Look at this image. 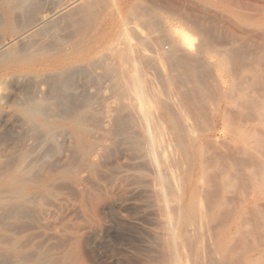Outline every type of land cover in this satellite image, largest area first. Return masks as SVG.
Wrapping results in <instances>:
<instances>
[{"label":"bare ground","instance_id":"1","mask_svg":"<svg viewBox=\"0 0 264 264\" xmlns=\"http://www.w3.org/2000/svg\"><path fill=\"white\" fill-rule=\"evenodd\" d=\"M45 1L46 0H6L5 2L7 7L5 23L7 28L5 29L8 30L7 35L9 33L10 35H15L17 37L19 44L9 45L4 41H0V105L12 106L17 113L16 115L20 117L21 121L18 122V118V123H15L14 121L13 123H15V127L22 132L21 138L23 140H32L39 144L45 143L47 140H55L57 138L59 143L60 139H58V137L62 134V131L64 132L66 127H69L68 129H71L75 136L76 143L74 142V145L76 146L77 151H74L77 153H74V156H76L74 160H72V163L70 162L71 164L68 163L63 166V171H65L66 174H72L73 172L75 173L74 170H78L74 169L77 167V165L75 167L74 165L79 159V161H83V164H87V168L89 167L94 169L98 166V164H100V162L107 160L109 155L115 149H120L124 153L128 152L133 154L134 160L145 166L147 172L150 173L147 175V177L149 176L150 181H148L149 185L145 192L150 197L154 207H156L157 213L159 212L158 219L161 229L160 237L162 238V242L160 243H162V248L160 246L159 247L162 249V256L155 264H264V204L260 200V195H264V91L262 92V95H247L246 93L244 97L239 96L237 99L234 97H220V99H216L219 100L218 102L212 101L214 104L216 103V107L210 111V115H207L210 118L206 123L201 121L202 119L199 120L197 116L195 117L198 121H192L190 119V121L194 122L190 123L186 116L184 117L183 112H181L182 109H178L179 111L177 110L181 113H179V117L177 116L178 118H176V116L173 118L158 114L160 112H167V102L171 101L169 100L171 97H160L161 95L159 97H146L147 95L145 92L147 91H144L145 87H143L142 73L134 64L132 71L123 69V74L126 78L121 79H126L128 84L132 85L131 93H133L134 95L132 96L135 97H131L133 100V105L131 106H133L138 112V114H136L135 111V115H139V124H137V122H135L136 125H133V123H131L132 125L128 124L129 122L126 121L129 118L128 115L126 120H120L117 123L120 127L117 125L118 127L115 129H120L123 125H127L129 127L124 126L125 130L118 129L117 131L112 132L110 128H106L107 123L110 120V115L108 116L107 114L108 121H105V127L95 132H91L85 115L86 104H81L84 106L81 108L79 107V104L77 106L74 99H72V97L68 94V90L73 84L76 61L80 53L88 55L94 54L100 46L105 47L103 50L106 51L111 44V30L108 28L109 26L106 25L108 24L106 21V26L101 29V32L98 35L96 34L97 36H95L90 45H87L85 48H81V46L74 43L71 46V52H67L65 51L61 40V25L63 23H67L68 25L69 22L71 23L72 21H75L74 17L77 18V16H75L77 11L79 10V12H81L80 9H78L81 7L79 5L80 0H53L52 3L50 1H46L49 4L51 3L50 5L48 4V6H45ZM84 1H87V10L89 12L92 11L94 3L92 6V1L90 3H88V0ZM102 1L100 0V2ZM105 1L107 2V0ZM105 1H103V3ZM256 1L257 0H255L252 5L250 4L251 7L249 6L250 8L248 7V11L245 12H248L247 14L249 16V20L252 23L253 29L250 28L251 31L263 33L259 36L261 37L264 36V3ZM245 4L247 5V3ZM245 4L244 7L246 6ZM42 7L45 8L44 10H47L41 12ZM99 7L101 8V6ZM110 7L111 6H109V8ZM112 7H114V5ZM244 10L247 9L244 8ZM117 11L119 16V9H117ZM112 12H114V10ZM18 14H21L20 17L23 16L24 18L22 23L20 22ZM243 16L247 18V15ZM105 20L106 19H104V21ZM1 22L3 23L2 20ZM197 23L196 25L193 24L194 29H191L198 33L196 34L195 32L197 36H199L200 33V35L204 37L203 39L206 40L205 38L208 34L205 35L204 32L207 30L204 29L205 31L202 32V27H199L200 24L198 26ZM189 24L192 26L191 22H189ZM70 27L72 28V26ZM110 28H112L111 25ZM170 28L172 29V27ZM122 30L121 32L123 33ZM126 30L127 29H125V31ZM173 32L175 34L173 37V43L176 45V47L173 48L174 52L176 50H180L181 52L179 53H187V58L189 56H193L194 58L192 60L190 57L191 60H189V58L187 60L184 58L180 59V56L178 61H175V63L173 62L172 66L170 65L171 68L173 67V69L179 72L182 81L184 80L186 82L185 84H190V94H202L203 96V93L207 92V89L204 90V81L200 78L202 73H199L202 65L205 66L206 64L208 66H213L211 67V71L212 68H214L213 76L219 84L223 83L224 76L220 72L219 68L221 65L226 64L227 61L228 63L231 62L228 60V57H231L230 54L227 53L228 56L226 53L218 54V50L216 52L212 45L207 43V41L204 43L201 42L203 44L200 46L198 45L199 47H197V45L194 46V36L189 34V32L183 28H176ZM122 33L121 35L123 36ZM262 38L260 39L262 40ZM259 41L257 43H259ZM255 43L254 45H256ZM260 45L261 46H254L256 49L259 47L261 48V50H257L261 51L260 53L262 55L257 56L255 59L253 65L254 76H258V73L264 72V40ZM193 46L197 49H193ZM125 50L126 49L123 51ZM115 51L118 52L119 50L115 49ZM127 51L126 59L132 60L134 47L130 42L127 45ZM117 52L115 54H118ZM172 52H170V54H172ZM165 56L161 57V60ZM169 59H171V57ZM174 59L177 60L178 57L177 59L174 57ZM102 60L104 62L106 61L104 59ZM158 61L159 63L161 62L159 58ZM204 66L202 67L203 71L206 69V66ZM176 74L178 73L176 72ZM253 75L251 76L252 78ZM164 76L162 78V82H160L162 86L159 88L161 89L159 92L162 91L163 94H167L168 96L172 93V89H176V87H173L172 78L168 80H166V78L164 81ZM246 76H250V74ZM9 78H24V80L28 78L35 81V83H38V85L35 84L38 86V89H35V92L32 90L33 93L30 92L31 94L29 92V94L27 93L28 95L23 94L22 96L24 97L16 96L12 97L13 100L9 99V97H6L1 91V86L4 85L5 81L9 80ZM236 81H238V79ZM125 83L127 82L125 81ZM31 84H33V82ZM43 85H48L49 89L45 86L46 90L48 89L47 92H45V89L43 90ZM128 89L130 90V87H128ZM154 89L156 90V88ZM178 93L180 94V92ZM222 93L225 94L226 91H222ZM174 94L175 93H173V95ZM130 99L128 103L132 101ZM176 101L180 102V99L179 101ZM181 101L183 102L184 100ZM197 101L200 102L198 99ZM88 103H90V101ZM171 103H169L170 106H173ZM173 103H175V101ZM203 103L205 102L203 101ZM195 104L199 103L195 102ZM179 106L182 107L183 105L178 104L177 107ZM91 107L89 108L91 109ZM210 107L212 108L213 105ZM173 108L174 107H171L169 110ZM208 112L209 111H207V113ZM176 113H174V115ZM134 118L132 117L133 121H138L137 117L135 119ZM92 119L94 118L92 117ZM192 119L194 120L193 117ZM3 123L4 126H6L8 120L6 119ZM90 126L93 125L90 124ZM93 129L95 130V128ZM9 130L13 131L15 129L13 128ZM72 133H70V135H73ZM62 136L63 135L59 138H62ZM220 138H223L225 142L229 139L236 145V151L239 149L241 154H243V157L239 154L240 151L239 153L235 151V148L231 151L233 154L235 152L238 153V155L242 157H239V159H242V162L244 158L245 160L243 163L236 157L238 162L235 161L234 165V155L233 161L229 162V155L232 153L229 152L230 154L228 153V157L218 152L220 151L218 150L219 146L222 145L219 143V141L222 140ZM47 144H49V142ZM228 144H224L226 145V148L231 147V145L229 146ZM255 145H257L258 149L261 148H259V146H262V150L256 149ZM50 146H52L51 142ZM29 149L30 148H27L24 152L22 151L20 155L18 154V161L20 164L18 163L17 165L16 163L15 165L14 163L15 166L12 165L14 166L13 168L9 167L11 169L7 170L5 173L1 172V174H5L7 178L4 182L0 183V203L4 202V199L2 198V194L4 193H1V191L3 190L5 192L8 190L7 188L1 189L2 187H8L11 189L10 192H8L9 190L7 192L9 194L11 193V195L13 194V199H15L14 195L17 199L25 201L30 199L32 200L34 197L38 198L37 196L32 195V192V194L26 192L25 187L29 183H32V181H35L34 179L39 181L37 179L47 178L51 165L48 166V164L44 162V156H41L43 159H41L42 162H38L40 156L39 158L37 157L36 162L34 159V162L32 160L28 161L30 158L32 159L31 156L33 152L31 151H33L34 148L33 150L32 147L31 150ZM51 150L52 149H50V151ZM221 151H223V149ZM225 152H228V149ZM47 156L49 157V154ZM222 160H226V163L222 164ZM239 161L242 165L238 166ZM21 163L26 164L27 166L23 165L25 166V168H23V166H20L22 165ZM8 166H11V162L10 165L8 162ZM7 167L5 168L8 169ZM51 168L54 170L52 166ZM58 169L60 170L61 168ZM46 187L49 188V186ZM47 192L49 193V191ZM259 192L261 194H259ZM7 196L4 195V198ZM31 196L34 197L31 198ZM6 199H9V197ZM34 200L37 201L36 199H33V201ZM16 205L18 206V204ZM3 206H5V204ZM19 209L23 210L21 206ZM2 211L4 212L3 208ZM2 211L0 209V213ZM2 215L1 221L6 218L8 214L6 215L4 213V215ZM8 216H11V214ZM1 223L6 225V222L2 221ZM7 227L9 228V226ZM7 227L6 229H8ZM0 234L3 233L0 232ZM3 241L4 240L0 237V243H3ZM12 241L14 240L12 239ZM11 244H13V242ZM15 251L16 250H14V252ZM17 253L18 252H16V254ZM3 258H0V261L2 260L5 262L7 257L4 258L5 261ZM18 259L19 258H17V260ZM7 262L9 261L7 260Z\"/></svg>","mask_w":264,"mask_h":264},{"label":"rangeland","instance_id":"2","mask_svg":"<svg viewBox=\"0 0 264 264\" xmlns=\"http://www.w3.org/2000/svg\"><path fill=\"white\" fill-rule=\"evenodd\" d=\"M46 1H50L51 3L53 2V0ZM46 1L45 6H48L49 3H47ZM91 1L92 6L94 3L92 11L89 12L87 10V1L85 2L84 0H80L79 5L81 7L78 9H80L81 12H79L78 10L77 14L75 15L77 16L78 20L76 17H74V22H69L68 25L67 23H63L61 25V34L63 38H61V40L63 42L64 49L67 52H71V46L74 43L81 46V48H85L87 47V45H90L95 36H97L101 32V29L106 25L109 26L108 28L111 30L110 46L112 48L109 46L108 49L104 51L103 49L105 47L100 46L94 54L88 55L85 53H80L76 61V70L73 84L72 87L68 90V94L72 97V99H74L77 106L79 104V107L81 108L84 107L81 104H86L85 112L87 114L85 113V115L87 117V123L89 124V130L91 132H95L101 128H104V123L106 120L108 121L107 117L109 115L111 117H109L111 121L109 120L106 128H110L112 132L119 129L115 128L119 126L117 123L120 120H126L128 117V120H126L127 122H129L128 124L133 123V125H136L135 122L139 124V115H135V111L136 114H138V112L133 106H131L133 105V100L131 97H135L132 96L134 94L131 93L132 85L128 84V81L126 79L123 80L124 78H126V76L123 74V69L132 71V67L134 66V64L142 73V82L144 84L143 87H145L146 89H144V91H147L145 92L147 95L146 97H159L160 95V97H171L169 99L171 101L167 102V104L169 105H167V112L158 113L159 115H163L166 117L174 118L176 116V118H178L181 114L178 111L180 109H184L183 111L181 110V112H183L184 117L186 116L188 121H190V119L192 121H198V118L199 120L202 119L201 121L206 123L210 118L207 115H210V111H212V109L216 107V103L214 104V102L219 101L216 99H220V97H234L235 99H237V97L239 96L244 97L246 93L247 95H262V92L264 91V72H261L262 74L258 73V76H254L253 65L257 56H262L260 53L261 51L257 50H261V48L259 47L256 49V47L254 46H261L260 44L264 40V38L262 37L264 36L259 37L263 33L259 32V34L251 31V29H253L252 23L249 20V16L247 14L248 12H245L248 11V7L250 6V4L252 5L255 0H107V2L103 0L105 1L104 3L102 0V2H100V0H88V3H90ZM5 2L6 0H0V16L2 15L0 17V41H4L9 45H18L19 42L17 40V37L15 35H10L9 33L7 35L8 30L5 29L7 28L5 25L7 15V7L5 5ZM256 2L264 3V0H257ZM141 3L144 5H142ZM245 3L249 5L247 6ZM244 4L246 5L245 7ZM98 5L101 6V8ZM113 5L114 7H112ZM109 6L111 7L109 8ZM44 7L41 8V12L47 10H44ZM244 8L247 10H244ZM117 9H119L120 11L119 16ZM113 10L114 12H112ZM242 14L245 16L247 15V18H245ZM18 15L20 17L21 14ZM182 18L184 22L182 21ZM23 19V16H21V23L23 22ZM104 19L106 20L104 21ZM1 20L3 21V23L1 22ZM105 22L108 24L105 25ZM189 22H191L192 26H190ZM195 22H198V26L200 24L199 27H202V32L207 30L205 31L206 33L204 32L205 35L208 34V36H206L205 38L206 40L203 39L204 37H202L200 33L199 36H197L196 34L198 33L195 30H192L194 29L193 24L196 25ZM69 25L72 26V28ZM110 25L112 28H110ZM170 27H172V29ZM176 28H183L187 32H189V34L194 36V46L197 45V47H199L207 41V43H210V45H212L213 49L216 52L218 50V54L226 53L227 56L228 54H230L231 56L228 57L229 62H231L228 63L227 61L226 64L221 65V67L219 68L220 72L224 76L223 83L219 84L216 78L213 76L214 68H212L211 71V67L213 66H208L205 64V67L204 65H202V67L204 66L206 68H203L204 71L202 70V67H200L199 73H202L204 75H199L201 80L204 81V90L207 89V92H204L203 96L202 94H190V84H185L186 82L184 80L182 81L179 72L173 69V67L171 68L173 62L175 63V61H178L180 56V59H194L193 56H189V54V57L187 58V53L183 51V53H179L181 52L180 50H176L174 52L173 48H175L176 45L175 43H173V37L175 35L173 31L176 30ZM125 29L127 30L125 31ZM121 30L123 31V33L121 32ZM121 33L123 34V36L125 34L126 37H123ZM260 38H262V40ZM258 41L259 43H257ZM129 42L132 43L134 47L132 60L126 59V53L128 52L127 45ZM252 42H256V45H254V43ZM194 46L193 49H197ZM115 49L119 51L117 52L115 51ZM124 49L126 50L123 51ZM116 52L118 54H115ZM170 52H172V54H170ZM164 54L168 57H166ZM161 55L165 56L164 58H162V60L161 57L163 56ZM170 57L171 59H169ZM174 57H176V59L178 57V59L175 60ZM158 58L161 61L160 63L158 61ZM102 59L106 61L104 62ZM175 71L178 74H176ZM249 74L250 76H246ZM162 75H165L164 81L166 78V80L172 78L173 87H176V89H172V93H170L168 96L167 94H163L162 91L159 92L161 90L159 88H161L162 86V84H160V82H162L163 80ZM252 75L253 78L251 77ZM237 79L238 81H236ZM31 81L34 85L31 84ZM125 81L127 83H125ZM35 84L38 85L37 82L35 83V81L28 78H26L25 80L24 78H9V80L5 81L4 85L1 86V91L6 97H9V99L13 100L12 97H24L22 96L23 94L28 95L30 92H35V89H38V86H36ZM45 86L48 89L49 87L48 85L42 86L43 90L45 89V92H47L48 89L46 90ZM128 87H130V90L128 89ZM154 88H156V90ZM222 91H226V93L223 94ZM178 92H180V94ZM173 93L175 94L173 95ZM128 97H130L131 99ZM214 98L216 101L214 100ZM125 99H127L128 101ZM129 99L132 100L130 101V103H128ZM179 99L180 102H177L176 100L179 101ZM197 99L200 100L201 103L197 101ZM181 100L184 101L182 102ZM89 101L90 103H88ZM174 101L175 103H173ZM203 101L205 103H203ZM195 102H198L199 104H195ZM169 103H171V105L173 104V106H170ZM178 104H182L184 107H186H177ZM209 104H212L213 107L211 108L210 106L212 105ZM89 107H91V109ZM171 107L174 108L169 110ZM13 110L14 108H12V106L0 105V170H2L3 168V170L0 171V183L4 182L7 178L6 175L1 174V172L5 173L7 170L11 169L9 167L13 168L16 163L18 165L19 155L27 148H30L29 150H31V147L32 150L34 148L35 151H31L33 152L31 156L32 159L30 158V160L28 161H33L34 159V161L36 162L37 157L39 158L40 156L38 162H42L43 159L41 156H44V162L47 163L48 166L51 165L54 170H52L50 166L49 175L47 178L37 179L39 181H36V179H34L36 182L32 181V183H29L25 187L26 192L30 194L33 193L32 195L38 197L35 198L34 196H31V198L34 197L33 199H36L37 201H33V199H30L28 201L20 200L17 199L15 195V199H13V194L11 195V193H8L11 189H9L8 187L1 188H7L9 191L7 189L6 190L8 192H4L3 190L1 191V193H4L2 194L4 202L0 203V209L2 211L3 208L4 212L2 211L0 214H11V216L7 215L8 217L6 216V218L2 220L3 222H6V225H3L4 223H1L2 221L0 215V223L3 226L2 227L0 224V232L3 233L0 234V237L5 241V243L4 241L3 243H0V258L2 259L4 254V258L7 257V260L10 262H7V260L5 261V259L3 258L5 262L1 260L0 263L155 264L156 261L158 262L159 258L161 259L162 256V243H160L162 242V238L160 237L161 229L158 219L159 212L157 213L156 207H154V204L152 203L150 197L145 192L149 185L148 181H150L149 176L147 177V175H149L150 173L147 172L145 166L134 160L133 154L128 152L124 153L120 149H115L109 155L107 160H105L104 162H100V164H98V166L94 169H91L89 167L87 168V164H83V161H79V159L77 160L78 162H76L74 165V167L77 165V167H75L74 169L78 170H74L75 173L73 172L72 174H66L65 171H63V166L70 162L72 163V160H74L76 156H74V153L77 151L76 146L74 145V142L76 143V140L74 134L72 133V130L68 129L69 127H66L64 129V132L62 131V138H59L61 135L58 137V139H60L59 143L57 138L55 139L57 141L51 139L49 141L47 140V142L45 143L40 142L41 144L28 139L23 140L21 138L22 132L15 127V123L17 122L18 118V122L21 120L20 117L16 115L17 113L15 112V110ZM174 111H176L177 113ZM207 111L209 112L207 113ZM173 112L177 115H174ZM88 113L89 115L91 114L94 119H92L91 115L89 117ZM135 116L138 118V121L132 120V117L134 118ZM195 116H197V118ZM192 117L194 118V120L192 119ZM6 119L8 120V123L6 126H4L3 122ZM13 121L15 123H13ZM192 121H190V123H194ZM90 124L93 126H90ZM8 126L9 129L14 128L15 130H9ZM124 126L127 125L121 126L119 130H125ZM93 128H95V130ZM70 133H72L73 135H70ZM220 139L218 140L221 141H219V143L222 145L219 146L218 150L221 151L223 149L224 152H218L222 153V155L224 156H228V153L230 152L232 154L229 153V156L232 159L229 158V162H232L234 157L235 160L233 161V163L235 161L238 162V160H236V157L238 159L239 157H243L241 151L239 149L236 151L237 147L233 142H231V140L227 139L225 142L223 138ZM223 141L226 144L229 143L228 145H231V149L229 147L226 148V145H224L225 143ZM48 142L49 144H47ZM50 142L52 146H50ZM49 148L52 150L50 151ZM234 148L236 152L239 153L240 151L239 154H241L242 157L235 151L234 152L236 154H233L231 150H233ZM255 148L258 149L257 145H255ZM259 148L262 150L263 147L259 146ZM227 149L228 152H225ZM48 154L49 157L47 156ZM239 160L242 162V159ZM244 160L245 159L243 158V162ZM223 161L224 160H222V164H225L226 160L224 162ZM240 161V164L238 163V166L242 165ZM8 162L9 165L11 162V166H8ZM23 165L26 164H22L20 166ZM5 167H7L8 169H6ZM23 168H25V166H23ZM58 168L61 169L59 170ZM46 186H49V188ZM47 191H49L50 194ZM259 194L261 193L259 192ZM4 195H8L7 197H9V199H6L7 197L4 198ZM260 196V200L264 204V195ZM4 204L6 207L3 206ZM16 204H18V206ZM20 206L24 211L19 209ZM9 217H12L13 219H10ZM7 226H9V228ZM6 227L8 229H6ZM12 239L14 241H12ZM12 242L13 244H11ZM14 250L16 251L14 252ZM5 252H8L7 255ZM16 252L18 253L16 254ZM17 258L19 259L17 260Z\"/></svg>","mask_w":264,"mask_h":264}]
</instances>
